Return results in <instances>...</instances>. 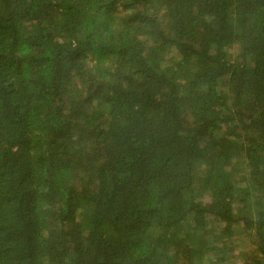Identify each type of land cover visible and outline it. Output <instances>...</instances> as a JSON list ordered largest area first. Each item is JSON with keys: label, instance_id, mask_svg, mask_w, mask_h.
Wrapping results in <instances>:
<instances>
[{"label": "trees", "instance_id": "obj_1", "mask_svg": "<svg viewBox=\"0 0 264 264\" xmlns=\"http://www.w3.org/2000/svg\"><path fill=\"white\" fill-rule=\"evenodd\" d=\"M0 264H264V0H0Z\"/></svg>", "mask_w": 264, "mask_h": 264}, {"label": "rangeland", "instance_id": "obj_2", "mask_svg": "<svg viewBox=\"0 0 264 264\" xmlns=\"http://www.w3.org/2000/svg\"><path fill=\"white\" fill-rule=\"evenodd\" d=\"M244 249H247V248H246V247H243V250H244Z\"/></svg>", "mask_w": 264, "mask_h": 264}]
</instances>
